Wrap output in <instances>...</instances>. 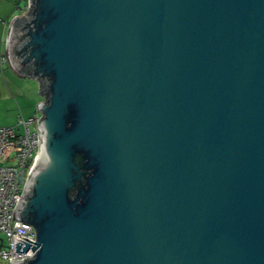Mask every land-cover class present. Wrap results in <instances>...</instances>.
<instances>
[{"label": "water", "instance_id": "water-1", "mask_svg": "<svg viewBox=\"0 0 264 264\" xmlns=\"http://www.w3.org/2000/svg\"><path fill=\"white\" fill-rule=\"evenodd\" d=\"M29 7L6 58L44 98L36 242L13 264H264V0Z\"/></svg>", "mask_w": 264, "mask_h": 264}, {"label": "built area", "instance_id": "built-area-1", "mask_svg": "<svg viewBox=\"0 0 264 264\" xmlns=\"http://www.w3.org/2000/svg\"><path fill=\"white\" fill-rule=\"evenodd\" d=\"M29 0L18 6L17 16L29 12ZM7 61L6 56L0 64ZM38 111L28 118L21 116L16 127L0 126V260L13 264L26 260L34 254L36 232L32 225L16 219L17 208L24 195L28 180L39 158V122ZM31 244L25 253L15 252V244ZM32 243H31V242Z\"/></svg>", "mask_w": 264, "mask_h": 264}, {"label": "crops", "instance_id": "crops-1", "mask_svg": "<svg viewBox=\"0 0 264 264\" xmlns=\"http://www.w3.org/2000/svg\"><path fill=\"white\" fill-rule=\"evenodd\" d=\"M26 1L0 0V59L6 56V38L10 24L18 14L17 8ZM31 81V78L17 74L8 61L0 64L1 127H16L20 116L28 119L37 111V105L42 101L36 99Z\"/></svg>", "mask_w": 264, "mask_h": 264}, {"label": "rangeland", "instance_id": "rangeland-1", "mask_svg": "<svg viewBox=\"0 0 264 264\" xmlns=\"http://www.w3.org/2000/svg\"><path fill=\"white\" fill-rule=\"evenodd\" d=\"M31 82L34 83L33 87L35 88V91H36V93H35L36 99L37 100H40V101L44 100L43 96H41L40 95V92H39L40 91L39 82L36 79H32ZM34 111H35V109H33V114H34ZM1 164H3V161H1V159H0V165ZM0 238H3V235L2 234H0ZM0 264H5V263L0 260Z\"/></svg>", "mask_w": 264, "mask_h": 264}, {"label": "trees", "instance_id": "trees-1", "mask_svg": "<svg viewBox=\"0 0 264 264\" xmlns=\"http://www.w3.org/2000/svg\"><path fill=\"white\" fill-rule=\"evenodd\" d=\"M72 194H73V192H72Z\"/></svg>", "mask_w": 264, "mask_h": 264}]
</instances>
